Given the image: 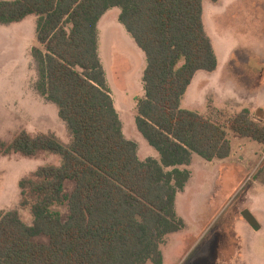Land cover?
Here are the masks:
<instances>
[{
	"label": "trees",
	"instance_id": "1",
	"mask_svg": "<svg viewBox=\"0 0 264 264\" xmlns=\"http://www.w3.org/2000/svg\"><path fill=\"white\" fill-rule=\"evenodd\" d=\"M204 1L0 0L1 24L37 16L38 89L71 133L69 143L27 130L0 141L4 154L62 157L61 165L40 166L19 182L32 224L17 209L0 212V264H163L166 238L186 225L175 206L191 177L182 167L194 154L230 157V131L264 145V120L249 109L222 121L218 108L213 116L182 106L196 73L218 66ZM112 7L120 8L119 21L146 56L136 125L160 159L141 160L123 132L99 53L98 23ZM68 180L76 184L70 193ZM64 203L66 219L53 209ZM40 234L49 242H35Z\"/></svg>",
	"mask_w": 264,
	"mask_h": 264
},
{
	"label": "rangeland",
	"instance_id": "2",
	"mask_svg": "<svg viewBox=\"0 0 264 264\" xmlns=\"http://www.w3.org/2000/svg\"><path fill=\"white\" fill-rule=\"evenodd\" d=\"M225 2L226 10L222 6ZM260 3L261 0H223L220 4L205 1L206 31L216 48L222 50L220 70L215 74L199 72L189 94V102H193L185 108L215 116L219 113L212 110L215 107L225 112L221 119L226 121L252 103L245 95L246 86L251 85L246 72L256 61L247 58L245 51L250 44H257L259 34L250 24L253 17L259 16L256 11ZM120 12L119 7H112L99 22L101 59L125 134L140 144L138 155L142 160L150 155L159 159V153L135 121L138 102L145 95L146 56L119 21ZM36 30V15L17 23H0V141L9 142L16 133L27 130L32 134L53 132L69 143L71 133L59 117L58 106L38 89L40 73L32 52L39 46ZM237 85H243L245 90L239 87L235 91ZM227 98L236 102L235 108ZM252 116L257 121L264 120L259 115ZM229 137L234 146L231 159L209 164L196 154L195 164L182 167L190 170L191 177L185 190L178 193L175 206L186 225L166 238L163 264H264V146L257 151L254 140H236L231 131ZM51 164L61 165L62 157L47 151L35 157L0 152V212L17 209L23 220L32 224L30 208L21 205L19 182L38 167ZM75 185V181L68 180L66 191L72 192ZM53 209L63 219L69 213L67 203ZM246 210L257 218L260 229L248 223L243 215ZM33 240L49 242L50 238L40 234Z\"/></svg>",
	"mask_w": 264,
	"mask_h": 264
},
{
	"label": "crops",
	"instance_id": "3",
	"mask_svg": "<svg viewBox=\"0 0 264 264\" xmlns=\"http://www.w3.org/2000/svg\"><path fill=\"white\" fill-rule=\"evenodd\" d=\"M206 1V0H205ZM205 1H204V3H205ZM221 2H223V0H219V1H217L216 3H218V4H220ZM226 4H227V2H225L224 3V5H222L223 6V9L224 10H226L227 8H226ZM230 7V6H229ZM228 7V8H229ZM215 9H219V6L217 7V6H215L214 7ZM227 12V11H226ZM256 12H259V16H257V17H253L252 18V24H250L251 26H252V28L259 34L258 35V37H257V44H255V45H249L248 46V49L245 51L246 52V56H247V58H249V59H254L255 61H256V63H255V65H250L249 66V68H248V71L246 72V74H248L249 75V81H247V83L249 84V82H251V85H250V87L248 88V86H246L247 87V91L245 92V95H248L249 96V99H250V101L252 102V103H250L246 108H242V110L243 109H249L250 111H251V113H252V115H258V111L259 110H264V77H261L260 75H262V74H264V0H261V3H260V5H259V9H258V11H256ZM105 15V14H104ZM204 16H205V11H204V15H203V18H204ZM25 20V19H24ZM101 20V19H100ZM100 22V21H99ZM205 22V21H204ZM223 22V21H222ZM205 24V23H204ZM98 26H99V23H98ZM124 27V26H123ZM205 28H207V24H205ZM207 30V29H206ZM127 31V30H126ZM208 32V31H207ZM209 36H210V34H208ZM132 38V37H131ZM211 38V37H210ZM132 40L134 41V39L132 38ZM211 40H212V43H213V38H211ZM135 42V41H134ZM38 43V42H37ZM135 44H136V42H135ZM136 46L138 47V45L136 44ZM213 46H214V49H215V52H216V55H217V58H218V66H217V68H216V70H214L212 73H217V72H219V68H220V66H219V58H220V55L222 54V50H220L221 48L220 47H218L217 46V48H216V46L213 44ZM139 48V47H138ZM140 49V48H139ZM141 50V49H140ZM142 51V50H141ZM143 52V51H142ZM99 53H100V49H99ZM144 53V52H143ZM227 53H228V51H227ZM233 56V52L231 51V53H230V57H232ZM100 57H101V55H100ZM258 59V60H257ZM252 66V67H251ZM200 71H202V70H200ZM200 71H198L197 73H196V75H195V77H194V79H193V81H192V84L190 85V87H189V89H188V91H187V93H186V96L184 97V99H183V102H182V106L185 108V106L184 105H186V106H189L190 105V103H192V102H189V94H190V92H191V89L193 88V86L195 85V83H196V80H197V78H198V76H199V72ZM197 77V78H196ZM248 78V77H247ZM209 81V80H208ZM210 81H212V80H210ZM210 83V82H209ZM239 87H241V88H243L244 90H245V87L243 86V85H237V87L235 88V91H236V89H238ZM219 89H221V88H219ZM242 89V90H243ZM229 90V89H228ZM219 93V92H218ZM214 94H215V92H214ZM242 94V93H241ZM216 96V95H215ZM256 97V98H255ZM227 100H228V102L232 105V106H234V108H235V106H236V102L235 101H233L232 99H228L227 98ZM189 102V103H188ZM247 105V104H246ZM115 106H116V103H115ZM116 109H117V106H116ZM188 109V108H187ZM237 110V109H236ZM241 110V111H242ZM117 111H118V109H117ZM58 112H59V109H58ZM199 113H202V112H200V111H198ZM237 112H240V111H237ZM264 112V111H263ZM118 113H119V111H118ZM257 113V114H256ZM203 114V113H202ZM138 115V114H137ZM119 116H120V114H119ZM121 117V116H120ZM258 117V116H257ZM121 119V118H120ZM122 121V120H121ZM136 121V120H135ZM123 132H124V134H125V130H124V125H123ZM230 134V133H229ZM235 135V134H234ZM125 136L128 138V135L127 134H125ZM236 137H235V139L236 140H240V138H243V137H239V136H237V135H235ZM248 140H250V141H253V139H251V138H247ZM231 140V139H230ZM133 141H135L136 143L138 142L137 140H133ZM255 141V140H254ZM255 142H257V141H255ZM231 143H232V140H231ZM236 143H237V141H236ZM137 145H138V154L140 155V150H139V143H137ZM238 145H239V143H238ZM254 145V144H253ZM261 146H264L263 144H260V143H258L257 142V146H255L254 145V148H256L257 149V151H259V150H261V149H259ZM259 147V148H258ZM151 148V147H150ZM152 149H150V151H151ZM233 150H234V146L232 145V154L231 155H233ZM149 151V152H150ZM154 155H156V154H154ZM194 155H196V154H194ZM158 156V155H157ZM160 156V155H159ZM150 157H152V158H155V159H158L156 156L155 157H153V155L151 156L150 155ZM231 157L232 156H230V157H228V158H225V159H214V160H212V161H208L209 162V164H212L215 160H218V161H221V162H225V161H227V160H229V159H231ZM149 158V157H148ZM241 158V157H240ZM141 159V158H140ZM160 159V158H159ZM142 160V159H141ZM145 160H146V158H145ZM193 164H195V160H193L192 161V164L191 165H193ZM186 186H187V184H186ZM186 188V187H185ZM185 188H184V190H185ZM183 192V191H182Z\"/></svg>",
	"mask_w": 264,
	"mask_h": 264
},
{
	"label": "water",
	"instance_id": "4",
	"mask_svg": "<svg viewBox=\"0 0 264 264\" xmlns=\"http://www.w3.org/2000/svg\"><path fill=\"white\" fill-rule=\"evenodd\" d=\"M243 215L251 226L255 229H260V224L257 218L249 210L244 211Z\"/></svg>",
	"mask_w": 264,
	"mask_h": 264
}]
</instances>
